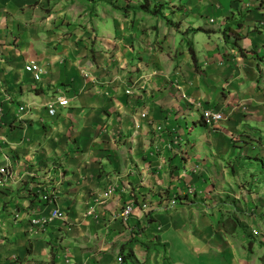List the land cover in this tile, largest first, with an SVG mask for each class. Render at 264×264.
I'll use <instances>...</instances> for the list:
<instances>
[{
  "label": "crops",
  "instance_id": "0c3cea01",
  "mask_svg": "<svg viewBox=\"0 0 264 264\" xmlns=\"http://www.w3.org/2000/svg\"><path fill=\"white\" fill-rule=\"evenodd\" d=\"M142 2L0 0V264H264V0H153L163 18ZM200 32L219 43L198 51ZM55 208L65 220L30 227Z\"/></svg>",
  "mask_w": 264,
  "mask_h": 264
},
{
  "label": "built area",
  "instance_id": "2783aa9c",
  "mask_svg": "<svg viewBox=\"0 0 264 264\" xmlns=\"http://www.w3.org/2000/svg\"><path fill=\"white\" fill-rule=\"evenodd\" d=\"M212 22V20H210ZM264 33V32H263ZM23 71L27 74H29L33 81L38 82L41 80L43 74L45 73V69L35 61H29L23 66ZM86 76V75H85ZM126 95H131L132 94V89L129 87L128 89L125 90ZM183 98H187L185 95H182ZM67 99L64 97H56L48 101V103L45 106V109L47 111V114L49 116H54L56 113V108L57 107H64L67 106ZM197 106L201 107L199 103H196ZM18 110L21 112L24 110L23 106H20ZM147 115L145 113H141L140 117L141 118H146ZM2 112L0 109V125L2 123ZM202 120L204 124L207 127L214 128L217 125L221 124L224 120H226V116L224 113L216 110H211V109H202ZM156 131L159 133H164L165 129L163 126L159 125L155 127ZM180 139L179 137H174L173 139L169 140L167 142L166 146L168 149L173 150L175 146L179 145ZM9 175V170L7 167H2L0 166V193L3 191L5 185H6V179ZM193 188H189L187 191V195H192L194 193ZM53 191L51 192H44L41 194V200L45 203H53L54 202V195ZM115 194V188L114 187H108L107 190L103 193L102 198L105 200L110 199L113 195ZM173 205L177 204L176 200L172 201ZM143 210H146L148 206L146 204H142L140 206ZM135 209H137V206L135 205L134 202H131L127 206L124 207V209L121 211L119 217L122 219L124 222L128 221L132 213H134ZM90 214L93 213V211L89 212ZM17 215H15V218ZM28 223L30 227L35 228V229H44L46 226H48L50 223L54 222L55 220H65L66 216L63 211H60L59 209H51L48 211L46 214L42 215H36L34 212L30 211L28 215ZM255 232V231H254ZM118 261L120 263L123 262V258L119 257ZM30 264H36V263H30Z\"/></svg>",
  "mask_w": 264,
  "mask_h": 264
},
{
  "label": "rangeland",
  "instance_id": "374dc122",
  "mask_svg": "<svg viewBox=\"0 0 264 264\" xmlns=\"http://www.w3.org/2000/svg\"><path fill=\"white\" fill-rule=\"evenodd\" d=\"M198 25L201 28H204L205 26H211L210 23L207 22V17L198 19ZM108 27H109V29H113V27L110 24H108ZM216 36H218V35H216ZM194 42L196 43L195 44L196 49L201 52L203 50V48L205 47V43L206 42L219 43V40L217 39V37H211L208 40L206 33L200 32V33H195L194 34ZM192 131L195 132L194 136L196 138H198L202 142H206L207 139L209 138V135H208L207 131L204 128H195V129L192 128ZM204 153L202 151L199 154L200 155V159L196 158V163H198L199 167L202 168V170L207 169V167H208L207 163H208V159H209V156H210V155H207V151H204ZM204 157L206 158L205 160H207V162L203 159ZM210 164L212 165V170L213 171H217L215 166H214V163L210 161ZM215 181H216V178L214 177L213 183H215ZM245 233H246L248 242H251V239L253 237H251V235L249 233H247V231H245Z\"/></svg>",
  "mask_w": 264,
  "mask_h": 264
},
{
  "label": "trees",
  "instance_id": "16d2710c",
  "mask_svg": "<svg viewBox=\"0 0 264 264\" xmlns=\"http://www.w3.org/2000/svg\"><path fill=\"white\" fill-rule=\"evenodd\" d=\"M152 1L153 0H143V2L139 5V6H136V7H134V10L135 11H142V12H144V13H146V14H149V15H151V16H155V17H161V18H163V14H162V8H161V6L159 5H154V6H152ZM112 4V3H111ZM169 21H167L166 23L167 24H169L168 23ZM196 32L197 31H199L198 29L197 30H195ZM228 37V36H227ZM230 38H233V37H230ZM231 41H232V43H233V46L234 47H238L239 45H238V42H239V39L236 37V38H233V39H231ZM188 51H189V54H190V56H191V59L194 61V52H193V50H192V48L191 47H188ZM206 126V125H205ZM133 257V255L132 254H128L127 255V257L125 258V260H127V259H131Z\"/></svg>",
  "mask_w": 264,
  "mask_h": 264
}]
</instances>
